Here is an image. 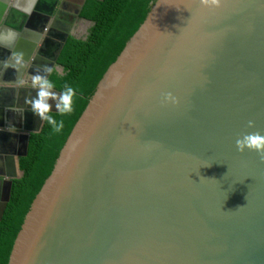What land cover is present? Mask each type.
Instances as JSON below:
<instances>
[{
  "label": "water",
  "instance_id": "water-1",
  "mask_svg": "<svg viewBox=\"0 0 264 264\" xmlns=\"http://www.w3.org/2000/svg\"><path fill=\"white\" fill-rule=\"evenodd\" d=\"M52 8L25 27L46 25ZM9 15L6 27L23 28L26 16ZM63 35L41 47L54 59L34 63L62 73L66 38H79ZM22 90L0 110V221L44 124L25 103L35 90ZM245 134L264 136V0H155L73 127L8 264H264V153L239 152Z\"/></svg>",
  "mask_w": 264,
  "mask_h": 264
},
{
  "label": "trees",
  "instance_id": "trees-1",
  "mask_svg": "<svg viewBox=\"0 0 264 264\" xmlns=\"http://www.w3.org/2000/svg\"><path fill=\"white\" fill-rule=\"evenodd\" d=\"M155 0H86L80 17L92 23L85 39L69 36L58 56L62 73L52 71L54 90L65 85L75 91L70 114H51L63 120L59 133L44 122L31 134L28 153L20 158L23 176L13 180L9 202L0 221V264H8L15 239L33 200L50 176L76 122L86 109L99 81L146 19Z\"/></svg>",
  "mask_w": 264,
  "mask_h": 264
},
{
  "label": "flooded vegetation",
  "instance_id": "flooded-vegetation-1",
  "mask_svg": "<svg viewBox=\"0 0 264 264\" xmlns=\"http://www.w3.org/2000/svg\"><path fill=\"white\" fill-rule=\"evenodd\" d=\"M23 4H34L30 13L26 14L24 11L20 10V5ZM51 6L53 7L52 15L50 16L49 22L46 25L40 24L39 26L38 22H36L35 26L25 27V25L28 23H32V25H34V21H29L32 17V13H39L45 9H50ZM75 7L76 0H56L54 5H51V0H0V33L2 29L5 28V33L8 34V37L4 36L5 40L10 41V39H14L12 42L15 44V46L12 47L10 46L11 42L7 44L3 40L0 41V54H2L0 55V110L5 111V109L11 106V104L14 106L19 104L18 96L17 94H14L15 91L13 90L23 89L22 92L25 94L27 92H24V89L31 88L29 79V75L31 74H28V71L32 74L35 72H40L43 75V73H45L43 68L45 67L46 63L43 61L44 65L43 63L36 64L34 61H36L37 58L49 60L51 55H53L54 59L56 49H54L53 54H51L49 52V48L41 50L42 45L47 46V44H51L53 39H56L57 37L61 38V35L63 34H74V25L80 20H85L76 15ZM13 9L17 12V14L11 16V11ZM19 13L23 14L24 17H27V20L25 18L24 22L22 21V23H24L23 28H17V26L14 25H9V27H6L5 21L7 20L8 14H10L9 17L11 16L10 20H12L19 16ZM21 39L29 42V44L26 46V52L23 51V46L18 45ZM16 52L23 53V57L26 55V59H28V61H24L19 70H16L11 66H6L11 65V56ZM53 69L54 71H59L55 65L53 66ZM53 69L49 72L50 75ZM3 89H7V91L4 90V92H1ZM6 105H8V107H4Z\"/></svg>",
  "mask_w": 264,
  "mask_h": 264
},
{
  "label": "clouds",
  "instance_id": "clouds-1",
  "mask_svg": "<svg viewBox=\"0 0 264 264\" xmlns=\"http://www.w3.org/2000/svg\"><path fill=\"white\" fill-rule=\"evenodd\" d=\"M33 6L34 4H23L20 5V10L27 14L30 13ZM11 61V65L6 66H11L19 70L24 63L23 53H13ZM43 71L48 73L51 71V68L45 66ZM29 79L31 88L35 90V95L30 100H26L25 103L30 105V110L34 116L39 118L41 122H47L53 132L59 133L64 126V122L63 120L55 119L51 112L54 110L60 115H65L73 111L75 96L73 87L65 85L63 90L57 93L53 91V82L47 75H42L40 72L31 74ZM169 97L170 94H165V99ZM50 101L52 103H50ZM249 126H251V122H249ZM235 145L239 152L253 150L258 153H264V136L259 134H245L236 139Z\"/></svg>",
  "mask_w": 264,
  "mask_h": 264
},
{
  "label": "rangeland",
  "instance_id": "rangeland-1",
  "mask_svg": "<svg viewBox=\"0 0 264 264\" xmlns=\"http://www.w3.org/2000/svg\"><path fill=\"white\" fill-rule=\"evenodd\" d=\"M92 26V24L89 21L86 20H80L74 25V34L78 36L81 39L86 38L88 34L89 28ZM50 103H52L50 101Z\"/></svg>",
  "mask_w": 264,
  "mask_h": 264
},
{
  "label": "crops",
  "instance_id": "crops-1",
  "mask_svg": "<svg viewBox=\"0 0 264 264\" xmlns=\"http://www.w3.org/2000/svg\"><path fill=\"white\" fill-rule=\"evenodd\" d=\"M2 40H4L7 44L11 41V39H10V41H6L5 38H3ZM12 40H14V39H12ZM0 55H2V54H0Z\"/></svg>",
  "mask_w": 264,
  "mask_h": 264
}]
</instances>
